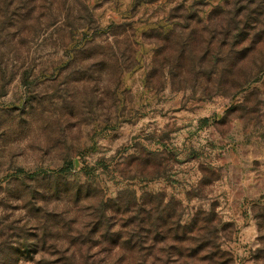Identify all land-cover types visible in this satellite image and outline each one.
I'll list each match as a JSON object with an SVG mask.
<instances>
[{"label":"rangeland","instance_id":"1","mask_svg":"<svg viewBox=\"0 0 264 264\" xmlns=\"http://www.w3.org/2000/svg\"><path fill=\"white\" fill-rule=\"evenodd\" d=\"M0 264H264V0H0Z\"/></svg>","mask_w":264,"mask_h":264}]
</instances>
